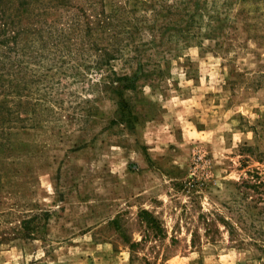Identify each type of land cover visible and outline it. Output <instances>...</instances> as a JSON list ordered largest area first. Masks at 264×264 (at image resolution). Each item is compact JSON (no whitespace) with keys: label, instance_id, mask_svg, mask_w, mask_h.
<instances>
[{"label":"rangeland","instance_id":"1","mask_svg":"<svg viewBox=\"0 0 264 264\" xmlns=\"http://www.w3.org/2000/svg\"><path fill=\"white\" fill-rule=\"evenodd\" d=\"M248 173L264 0H0V264H264Z\"/></svg>","mask_w":264,"mask_h":264},{"label":"trees","instance_id":"2","mask_svg":"<svg viewBox=\"0 0 264 264\" xmlns=\"http://www.w3.org/2000/svg\"><path fill=\"white\" fill-rule=\"evenodd\" d=\"M4 15V14H3ZM136 28V27H135ZM7 42V40H5ZM5 44V43H4ZM109 60V58H107ZM142 65V64H140ZM138 78V75L134 74L131 76V88L134 86V80ZM130 78L128 75H114L112 82L116 84V87L121 88H129L127 82H129ZM125 82V84H123ZM249 178L243 180V184L246 188L252 189L254 192L258 194V198L256 201L262 203L261 207L264 208V181L260 178L258 173H248Z\"/></svg>","mask_w":264,"mask_h":264}]
</instances>
